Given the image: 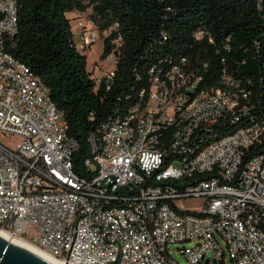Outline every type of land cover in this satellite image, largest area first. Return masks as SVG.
<instances>
[{"label": "built area", "instance_id": "2783aa9c", "mask_svg": "<svg viewBox=\"0 0 264 264\" xmlns=\"http://www.w3.org/2000/svg\"><path fill=\"white\" fill-rule=\"evenodd\" d=\"M95 25L77 23L79 50L98 38ZM17 28V0H0L1 230L63 264H183L171 246L187 242L176 248L191 264H226L225 248L230 264H264V117H241L249 92L231 91L225 72L220 85L202 84L186 56L152 66L78 164L63 110L8 50ZM227 119L240 124L214 134ZM190 197L199 209L179 205Z\"/></svg>", "mask_w": 264, "mask_h": 264}, {"label": "trees", "instance_id": "16d2710c", "mask_svg": "<svg viewBox=\"0 0 264 264\" xmlns=\"http://www.w3.org/2000/svg\"><path fill=\"white\" fill-rule=\"evenodd\" d=\"M18 28L8 50L49 88L62 109L68 133L79 147L76 163L90 154L88 137L125 111L150 83L152 66L186 56L202 75V84L218 86L225 72L231 91L244 88L243 119L264 117V0H17ZM91 8L104 38L101 57L115 51L114 74L98 80L87 54L73 38L68 12ZM200 31V35L196 33ZM115 39H118L116 48ZM203 63L206 66L203 67ZM240 96V95H239ZM240 123L227 119L214 134ZM264 149V139L256 148Z\"/></svg>", "mask_w": 264, "mask_h": 264}, {"label": "rangeland", "instance_id": "374dc122", "mask_svg": "<svg viewBox=\"0 0 264 264\" xmlns=\"http://www.w3.org/2000/svg\"><path fill=\"white\" fill-rule=\"evenodd\" d=\"M91 8H87L85 11H77L73 10L71 12H68L67 15L70 17V23H71V28L72 31L76 30V25L79 21L90 19L91 15ZM99 32L98 38L91 43V45L86 49V54H87V67L90 70V72L93 74L94 77L98 78L101 77L106 71H108L115 63V56L113 57L111 55H107L105 57H101V53L103 50V42L104 38L107 36V34L110 33V28L106 30H101L97 25H95ZM73 38L78 39L79 37L76 36V34L73 33ZM116 43V46L118 44V39L114 40ZM3 140L11 141L13 142L15 138H5L2 137ZM13 139V140H12ZM202 199L201 198H196V197H190V198H185L180 201H178L179 205L182 208H189V209H199V207L202 204ZM190 242L187 243H178V244H172L171 248L173 256L179 260L183 264H191L186 257L180 253L177 250V246H181L183 244H189ZM223 247L224 243L221 241ZM224 261L226 264L231 263V259L226 251L225 248V253H224Z\"/></svg>", "mask_w": 264, "mask_h": 264}, {"label": "water", "instance_id": "95a60500", "mask_svg": "<svg viewBox=\"0 0 264 264\" xmlns=\"http://www.w3.org/2000/svg\"><path fill=\"white\" fill-rule=\"evenodd\" d=\"M0 264H51L24 247L0 236Z\"/></svg>", "mask_w": 264, "mask_h": 264}, {"label": "bare ground", "instance_id": "6f19581e", "mask_svg": "<svg viewBox=\"0 0 264 264\" xmlns=\"http://www.w3.org/2000/svg\"><path fill=\"white\" fill-rule=\"evenodd\" d=\"M0 236L4 237L6 240L11 241L17 245H20L27 249L28 251L38 255L39 257L43 258L44 260L50 262L51 264H63V261L60 259H57L53 255H51L46 250L39 248L35 244L29 242L28 240H25L20 237L13 236L9 234L8 232L0 229Z\"/></svg>", "mask_w": 264, "mask_h": 264}]
</instances>
